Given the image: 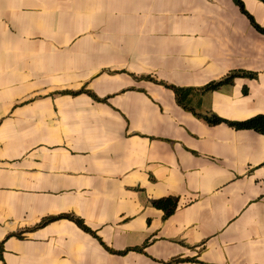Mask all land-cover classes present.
Returning <instances> with one entry per match:
<instances>
[{
	"label": "crops",
	"instance_id": "crops-1",
	"mask_svg": "<svg viewBox=\"0 0 264 264\" xmlns=\"http://www.w3.org/2000/svg\"><path fill=\"white\" fill-rule=\"evenodd\" d=\"M241 1L264 29V2ZM248 14L0 0V264H264V135L204 119L264 115Z\"/></svg>",
	"mask_w": 264,
	"mask_h": 264
},
{
	"label": "trees",
	"instance_id": "trees-1",
	"mask_svg": "<svg viewBox=\"0 0 264 264\" xmlns=\"http://www.w3.org/2000/svg\"><path fill=\"white\" fill-rule=\"evenodd\" d=\"M242 9V11L246 14H248L244 8L243 2L241 0H234ZM264 2V0H261ZM249 18L251 19L252 24L255 26V28L264 35V29L261 28L258 24L255 23L254 19L248 14ZM241 75L244 76H248L246 73L243 72H235L232 75H230L229 77H227L225 80L223 81H219V82H212L211 84H209L208 86H206L204 88V91H215L218 90L223 84L225 83H231L236 77H239ZM251 76V75H249ZM171 89H173V91L175 92L176 98L178 103L183 106L185 109H189L188 105H187V101L189 100V96L191 94V89H186V88H176V87H170L167 86ZM205 121L210 124V125H218L221 123H227L229 126L241 130H253L259 134L264 135V115H257L255 117H252L246 121H242V122H230L227 120H224L214 114L210 115V116H206ZM155 205L157 207H163L165 209L168 210L166 216L170 215L171 213H173V211L176 208V201L171 200V199H166V200H160L158 202L155 203ZM170 206V207H169ZM70 219L74 220L82 229H84L85 231H88L90 233H92V231H90L82 221L77 220L73 217L67 216ZM50 220H46L43 224H46L47 222H49ZM0 250L1 252L3 251V243L0 242ZM126 252H123L121 254H125Z\"/></svg>",
	"mask_w": 264,
	"mask_h": 264
}]
</instances>
